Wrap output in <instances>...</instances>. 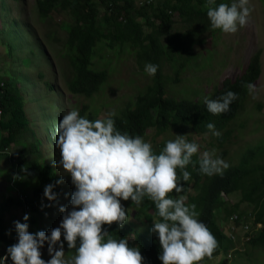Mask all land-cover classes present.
Returning <instances> with one entry per match:
<instances>
[{
    "label": "rangeland",
    "instance_id": "rangeland-1",
    "mask_svg": "<svg viewBox=\"0 0 264 264\" xmlns=\"http://www.w3.org/2000/svg\"><path fill=\"white\" fill-rule=\"evenodd\" d=\"M141 1L134 0L135 8H140ZM158 1L161 0H151L152 6L156 8ZM202 1L203 4L197 7L204 10L207 8L206 0ZM231 2L216 0V5ZM250 4L253 10L249 23L235 34L212 29L209 18L201 19L195 15L189 22L177 13L172 14L174 24L170 30V48L167 49L169 44L164 36L159 38L160 44L166 49L159 58V67L160 82L167 96L191 102L203 101L225 79L240 75L256 53L260 54L261 72L253 84L256 90H247L237 116L225 130L220 131L221 134L230 131L222 146H218L217 137L212 133L194 134L187 126L180 130L169 127L161 133L155 129L148 130L142 138L152 145L153 151L159 149L158 145L174 140L175 135H187L189 142L199 145V156L204 151L215 150L214 157H220L229 166H233L241 161L249 149L261 147L263 149L250 161L249 166L264 163V0H250ZM138 21L144 23V19ZM70 24L69 15L60 9L53 10L45 19L40 18L36 0H0V83L9 81L16 85L29 120L28 127L16 136L15 142L0 156V230L9 240V243H0V258L7 255L9 246L18 242L16 221L25 223L23 218L27 215L29 232L44 231L50 235L51 230L59 227L62 222L63 213L59 208L63 206L71 210V194L75 191L71 177L54 165L60 159L55 128L63 115L75 108L80 116L82 112L81 117L89 116L90 120L106 119L109 115L113 119L132 108L136 97L152 86L156 78L145 71V65L150 62L140 59L136 50L126 45H116L109 49L104 43H99L91 68L104 71L105 81L91 96L72 94L68 85L74 73L66 51ZM143 30L149 33L152 28L144 25ZM36 141L39 142L37 157L33 155L28 159L35 157L41 164L54 170L56 180L50 184L57 197L55 201L50 202L41 196L34 197L38 181L32 177L18 176L14 166V159L20 155L21 149ZM14 176L17 178L13 179ZM62 177L63 183L58 184L57 181ZM189 189L192 194V187ZM180 195L187 197L188 193ZM222 198L230 208L239 202L241 195L237 192ZM33 199L36 211L30 210V206L25 204V201ZM121 203L128 210L129 221L126 224L131 225L134 231L147 232L154 238L155 234L147 230L148 226L142 221L137 206L131 200H122ZM238 209L246 214H254L253 206L247 202L240 203ZM253 219L252 216L246 219L249 229ZM216 222L225 233H229L232 224L227 222L222 225L221 211L217 213ZM261 228L252 230L251 238ZM133 237L130 235L129 241L137 247ZM243 237L244 233L237 228L235 249L229 250L227 255L219 252L208 264H218L223 259H228V264H264V245L248 248ZM61 242L64 243L66 258L74 255V250L68 249L63 237ZM40 251L42 259H51L47 244ZM5 264H12L10 258Z\"/></svg>",
    "mask_w": 264,
    "mask_h": 264
},
{
    "label": "clouds",
    "instance_id": "clouds-1",
    "mask_svg": "<svg viewBox=\"0 0 264 264\" xmlns=\"http://www.w3.org/2000/svg\"><path fill=\"white\" fill-rule=\"evenodd\" d=\"M206 7L212 29L225 34H235L245 27L253 10L250 0L219 5L216 0H206ZM157 70V65H145L150 76ZM246 87L250 92L256 90L251 83ZM236 99V93L227 91L215 100L205 97L203 102L209 113L220 115L228 112ZM207 129L216 137L221 135L212 123ZM55 140L60 159L54 165L71 177L75 188L71 210L59 208L62 222L50 235L44 231L30 233L27 215L25 223L16 221L18 242L8 247L0 264L9 258L12 264H144L138 246L131 247L128 238H115L104 226L123 228L129 217L121 201L131 200L139 208L145 198L154 204L159 217L153 221L151 232L159 240L161 264H202L205 258H213L218 241L198 219L196 205H187V197L180 193L185 191L181 177L183 181L190 179L186 171L190 164L198 162L200 172L208 176L222 174L229 167L222 158L214 157L215 150L204 151L198 161H193L199 145L189 142L187 135H175L155 154L152 145L140 136L117 130L111 115L89 120L75 108L56 126ZM57 183H63V177ZM44 197L50 202L57 199L53 185L45 187ZM62 237L68 249L74 250L70 258H66ZM45 244L51 257L48 261L42 259L40 251Z\"/></svg>",
    "mask_w": 264,
    "mask_h": 264
},
{
    "label": "trees",
    "instance_id": "trees-1",
    "mask_svg": "<svg viewBox=\"0 0 264 264\" xmlns=\"http://www.w3.org/2000/svg\"><path fill=\"white\" fill-rule=\"evenodd\" d=\"M145 4V3H144ZM135 8L134 0H36L37 14L40 18H47L53 10L65 11L71 20L67 29L66 51L69 57L74 77L68 85L72 94L91 96L95 94L106 79L104 71H95L91 68L92 59L99 43H104L107 48L114 46H128L136 50L140 59L157 65L153 85L136 97L133 107L126 109L123 114L114 117L115 127L122 134L140 136L143 138L148 130L155 129L157 132H165L169 127L187 126L194 134L211 133L207 124L215 125V130L223 131L235 119L241 109L243 98L248 90V83L255 84L260 75V54L256 53L242 70L241 74L231 79H225L218 89L208 99L215 100L232 91L237 94L238 99L232 102L230 110L220 115H213L207 111L204 100L191 102L185 99H176L167 96L160 82L159 58L164 54L165 48L160 44L159 38L164 36L170 48L172 35L170 30L174 24L172 14L177 13L185 21L193 20V16L207 17V8L202 10L197 5L203 4L202 0H161L157 7H153L151 0L148 4ZM103 11V14L101 12ZM138 19H144L141 24ZM188 22V23H189ZM144 25L152 28L145 33ZM0 156L11 144L15 142L16 136L28 127L29 120L22 106V97L16 85L3 81L0 83ZM8 116L6 119L5 116ZM82 116V112H81ZM90 120V117L88 116ZM230 134L226 130L217 137L218 146H222ZM38 141L29 143L21 149L20 155L14 159V166L20 177H32L38 181V187L34 191V197H44V187L56 180L54 170L48 165L41 164L37 157ZM166 144L158 145L159 149L154 151L159 154ZM263 149V148H262ZM249 149L237 165L229 166L222 174L208 176L200 172L198 162L189 165L186 171L190 173V179L181 182L184 192L188 193L186 204L196 205L199 212L198 219L204 223L219 243L213 257L219 252L224 255L229 250L233 251L234 242L221 229L216 217L222 212V225L230 222L232 215L242 216L249 219L254 217L253 224H260L262 228L246 242L248 248H257L264 245V163L250 167V161L262 150ZM200 156H193V161H198ZM192 187L193 193L189 191ZM182 192V193H184ZM239 192L241 198L238 203L230 208L224 203L221 194L230 196ZM175 197V193L172 194ZM26 198V197H24ZM247 202L253 206L254 214H246L238 209L239 204ZM35 200L25 201L30 210L36 211ZM142 215V221L146 223L147 230L153 227V221L158 220L154 204L145 198L138 208ZM105 230L113 234L115 238H130L137 243L144 264H161L159 256L161 248L158 237L154 238L147 232L134 231L131 225L125 224L118 228L116 224L111 227L105 225ZM32 234L37 231H30ZM9 243L2 230H0V243ZM129 245L134 247L132 242ZM235 252V251H234ZM205 258L202 264H208ZM218 264H228V259H223Z\"/></svg>",
    "mask_w": 264,
    "mask_h": 264
},
{
    "label": "built area",
    "instance_id": "built-area-1",
    "mask_svg": "<svg viewBox=\"0 0 264 264\" xmlns=\"http://www.w3.org/2000/svg\"><path fill=\"white\" fill-rule=\"evenodd\" d=\"M101 1V0H98ZM116 1H121V0H116ZM150 2V0H142L139 3V6L145 4H148ZM144 4V5H145ZM1 110V109H0ZM0 116H1V112H0ZM223 195V194H222ZM230 223L232 224V227H230L229 233L227 234L228 237L235 241L236 240V234H237V228L241 229L242 232L244 233V240L248 241L251 237L252 234V230H257V228H261L260 224L257 225H252L249 229V225L246 222V219L244 216H242V218H239L237 215H232V217L230 218Z\"/></svg>",
    "mask_w": 264,
    "mask_h": 264
}]
</instances>
